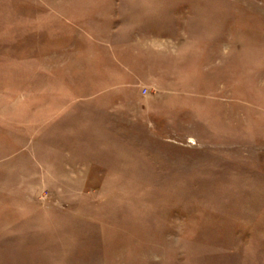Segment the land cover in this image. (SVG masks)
<instances>
[{"label": "rangeland", "instance_id": "374dc122", "mask_svg": "<svg viewBox=\"0 0 264 264\" xmlns=\"http://www.w3.org/2000/svg\"><path fill=\"white\" fill-rule=\"evenodd\" d=\"M0 264H264V0H0Z\"/></svg>", "mask_w": 264, "mask_h": 264}]
</instances>
